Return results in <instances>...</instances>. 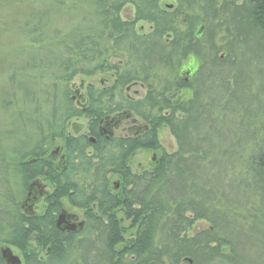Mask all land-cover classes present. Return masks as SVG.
Segmentation results:
<instances>
[{
	"label": "trees",
	"instance_id": "obj_1",
	"mask_svg": "<svg viewBox=\"0 0 264 264\" xmlns=\"http://www.w3.org/2000/svg\"><path fill=\"white\" fill-rule=\"evenodd\" d=\"M33 1L41 14L32 10L21 35L42 58L23 64L33 75L20 79L19 67L12 73L20 79L12 77L14 90L32 106L14 121L24 129L0 125V247L16 249L24 264H256L241 253L236 233L264 258V0H174L171 8L158 0ZM128 5L132 18L123 16ZM55 19L67 27H53ZM189 57L200 64L185 80L179 71ZM95 74L113 75L114 86L88 87L79 109L69 85ZM133 83L148 86L144 99H126ZM181 89L192 96L173 100ZM41 109L49 119L18 151ZM123 109L146 123L143 137L105 143L99 121ZM73 117L86 120L87 136L69 134ZM163 125L174 152L161 145ZM58 141L59 169L50 157ZM140 149L155 151L157 163L135 172L130 161ZM33 179L49 182L52 192L29 214L20 201ZM62 201L82 212L80 232L56 228ZM198 222L212 230L189 235Z\"/></svg>",
	"mask_w": 264,
	"mask_h": 264
},
{
	"label": "rangeland",
	"instance_id": "obj_2",
	"mask_svg": "<svg viewBox=\"0 0 264 264\" xmlns=\"http://www.w3.org/2000/svg\"><path fill=\"white\" fill-rule=\"evenodd\" d=\"M158 1H159V4L165 8H170L175 4L174 0H158ZM38 3L39 1H33V0L24 1L23 0V2L17 4L16 0H0V35H1L0 36V108H1V102L4 103V101H6V103L9 102L10 104L7 110H0V125L2 124V122H7L9 120L11 123L14 124V125L12 124V126L16 130L18 126L20 127V130L24 129L23 122H18V124L16 125L14 122L15 119L20 118V115L24 113V111H21L22 108L26 109V112H28L32 109V106L31 104L28 105V103H25V102L23 103L21 96L14 90V87L11 85V79L13 77V81L16 82V80L22 79L21 77H25L27 75L29 76L30 74H32L30 72L29 74L24 72L25 67L22 68L23 64L30 61L28 60L29 58L37 59L39 61L42 58L39 56H35L33 55V53H31L28 42L25 38L26 36L21 35L22 27L24 28V25H26L29 22H32V18H31L32 10H34L35 8L39 9L40 5H38ZM38 11L40 15L42 9H39ZM82 11L85 12V10H82ZM82 11L80 12L82 13ZM123 16L124 18L132 17L133 16L132 9L130 8L126 9V11L123 12ZM76 19H78V17ZM45 22L46 21H44V23ZM66 24L67 23L65 20L60 21L58 19H55L52 23V26L55 28L57 27V28L65 29L67 27ZM45 26L46 25H44V27ZM137 29L142 32H148L149 26L145 23L139 22L137 24ZM47 37L49 40L53 39L52 37H49V36ZM39 53L41 55H45L43 52H39ZM43 58L46 59V57H43ZM194 58L195 57L193 58L189 57L188 60H185L182 63L181 69L179 71L180 77L182 79H185V80L188 79L189 76L196 71L200 62L198 63L196 58L195 59ZM114 63L118 64L119 62L116 60L114 61ZM17 67H19L18 70H17ZM21 68L22 70H20ZM15 70L17 71L15 72ZM14 72L17 74L16 75L17 77L19 76L20 79L19 78L16 79L15 78L16 76L12 75V73ZM107 75L108 74H95L94 76L87 77V78L83 76H76L73 82H71L69 85V89L72 91L71 97L74 96L73 93L76 90L80 89L82 85L85 87L88 84H96L97 87H106L108 85ZM45 78L43 79L44 82L46 81ZM142 85L144 86V84ZM147 87L146 85H145V88H140L139 86L138 87L135 86V88L130 89V91L126 92V94L130 95V97L133 98L135 101L142 100L146 97ZM35 89L39 90V87L38 89L37 88ZM134 91H137V94H135ZM36 94H37L36 96L38 97L39 91ZM239 95H240V91L236 93L237 97ZM191 96H192V93L190 90L181 89V91L177 94L175 98H173V100L175 101L185 100V99H189ZM37 106H41V108H45V106L40 103ZM18 110L19 112H17ZM41 111L43 110L41 109ZM225 116L227 117L228 121L233 122L232 117H230L229 115H225ZM49 117L50 116L48 114L47 109L45 110L44 114L39 118L34 117L32 119L30 117L31 119L30 122L32 123L33 127L32 128L29 127L27 129V134H25V136L22 135V137L20 138V141L17 142L16 149L18 151L24 152V149H28V146H30L29 139L31 140V138H29V135L31 134L33 136L35 134L34 129H33L34 126L39 125L41 123H45L44 121L48 120ZM82 124H85L83 120H72L71 122H69L68 129L72 130V126L82 125ZM130 127H131L130 124L126 126V128L128 129ZM158 137H159V140L164 150H166L167 152L176 151L177 149L176 141L167 126L163 125L159 129ZM58 143L60 142H57L56 145H58ZM151 157L152 156L149 152L136 153L130 161L133 169L138 170V169L149 167L151 164H153L151 162ZM56 161L58 163L59 159L57 158ZM236 169L239 170V167H237ZM42 181L45 183H49L45 180H42ZM117 182L118 181L116 180V178L112 181V185L114 188H116ZM49 190L51 191V187ZM42 207H43V203H41L35 211H40ZM71 212L77 213L75 210H71L70 213ZM211 230L212 228L208 223L198 222L194 226L193 230L189 232V235L199 234L200 232H206V231L210 232ZM233 235L236 236V243L238 244L240 243L242 245L240 251L242 250L241 253L244 254V256L246 257L245 259L260 260V261H257L256 264L264 263V258H261V259L259 258V251L250 250L248 252L245 249L246 242L243 239V236L239 235L238 237L236 233H233ZM10 248L13 251L14 255H17V256L21 255L16 249L12 247ZM245 261L246 260H244V262L241 264H247V262Z\"/></svg>",
	"mask_w": 264,
	"mask_h": 264
},
{
	"label": "flooded vegetation",
	"instance_id": "obj_3",
	"mask_svg": "<svg viewBox=\"0 0 264 264\" xmlns=\"http://www.w3.org/2000/svg\"><path fill=\"white\" fill-rule=\"evenodd\" d=\"M128 8L132 9V5L130 6L128 5L124 9V11H126V9ZM112 80H113V75H109L107 78L108 85L106 87H100V88H107V89L113 88L114 84L112 83ZM90 86L97 87L96 84H88L85 87L82 85L80 89L76 90L73 93L74 96L72 97V100L74 101L75 99L74 103L76 104L77 108L84 109L83 107L87 103L86 102L87 88L88 87L90 88ZM135 86L136 87L139 86L140 88H145V85L143 86L140 83H133L127 86L124 90V94H125L126 99L130 100L131 102H136V101L133 98H131L130 95H127L126 92L130 91V89L132 88H135ZM134 93L137 94V91H134ZM72 120H83L85 124L72 126V130L69 129V134H73L76 137L87 136L86 120L80 117H73L71 121ZM128 124L131 125L129 129L126 128ZM145 129H147L146 123L141 118H138L137 116H135L134 113H132L131 111L123 109V110L116 111L115 113L111 115H107L103 117L98 123L97 132H98L99 138L104 139V142L106 143V142L114 141L116 139H130L131 138V139L138 140L143 137L145 133ZM88 141L91 145H93L96 143V137L90 136L88 137ZM58 142L60 143H58V145L56 146L55 152L52 154L54 155V158L56 160L57 158L59 159L58 163L56 160H54L55 162L54 167H56L57 169H59L62 166L61 162L64 160L63 144L61 141H58ZM138 152H142V153L149 152L152 156L151 162L153 164L157 163V153L155 151L140 149V150H135L134 155ZM133 170L135 172L137 171V169H133ZM117 181L118 182L116 184L115 190H118L120 187V180L118 179ZM36 182L38 183V185L33 187L32 189H29L28 198L24 200L23 202L22 209L25 211V213L33 214L34 212H36L35 210L38 208V206L41 203H43V206L45 207L46 199L50 197V194L52 192V185L50 183H45L40 179L37 180ZM31 184L32 183H29L27 188H29ZM50 187H51V191L49 190ZM67 204L68 203L63 202L62 207L60 209V214L64 213L67 216L69 215V216L76 217L77 220L69 221V223L80 222L82 220V212L78 210L77 208L67 205ZM71 210H75L77 213L75 212L70 213ZM81 230L78 229L75 233H78ZM18 257L21 260V264H24L22 255H19Z\"/></svg>",
	"mask_w": 264,
	"mask_h": 264
},
{
	"label": "water",
	"instance_id": "obj_4",
	"mask_svg": "<svg viewBox=\"0 0 264 264\" xmlns=\"http://www.w3.org/2000/svg\"><path fill=\"white\" fill-rule=\"evenodd\" d=\"M37 185V182L32 183L27 189V194L29 193V189H32ZM75 220H77L75 216H67L64 213L60 214L56 220V227L62 232L75 233L78 229H81L83 227L82 222L69 223V221ZM0 255L4 264H21L20 258L14 255L12 250L8 246H2L0 248Z\"/></svg>",
	"mask_w": 264,
	"mask_h": 264
},
{
	"label": "bare ground",
	"instance_id": "obj_5",
	"mask_svg": "<svg viewBox=\"0 0 264 264\" xmlns=\"http://www.w3.org/2000/svg\"><path fill=\"white\" fill-rule=\"evenodd\" d=\"M118 97L116 96L114 99H117ZM89 152V151H88ZM51 158H52V160L54 161V160H56L55 158H54V155H51L50 156ZM138 171V170H137ZM136 171V172H137ZM37 180H39V179H33V180H31L29 183H34V182H36ZM29 183H28V185H29ZM28 185H27V187H28ZM26 187V192H25V194L22 196V199H21V201H20V205H21V209H22V205H23V202H24V200H26L27 198H28V194H27V188ZM76 191H74V193H75ZM71 193H73V192H71ZM73 193V196H75V194ZM76 200H81L79 197H77V196H75L74 197ZM60 215V211H59V213L57 214V218H58V216ZM57 218H56V220H57ZM55 224H56V222H55ZM228 226H229V224H225V228L226 229H228ZM57 228V227H56ZM60 232H62V231H60ZM62 233H70V232H62ZM246 258V257H245ZM250 263V261H247V264H249Z\"/></svg>",
	"mask_w": 264,
	"mask_h": 264
}]
</instances>
